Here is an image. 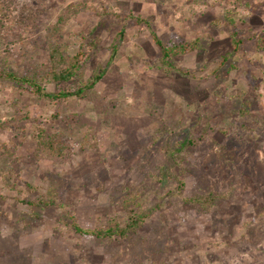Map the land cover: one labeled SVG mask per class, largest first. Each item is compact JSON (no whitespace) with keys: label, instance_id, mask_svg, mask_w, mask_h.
<instances>
[{"label":"rangeland","instance_id":"obj_1","mask_svg":"<svg viewBox=\"0 0 264 264\" xmlns=\"http://www.w3.org/2000/svg\"><path fill=\"white\" fill-rule=\"evenodd\" d=\"M0 9L13 28L0 36V264H264V0ZM59 18L51 39L79 64L68 83L49 71ZM154 38L197 47L163 59ZM7 72L46 93L100 79L56 103ZM39 127L60 134L65 159L37 154ZM139 203L153 211L122 240L78 235L66 219L124 227Z\"/></svg>","mask_w":264,"mask_h":264},{"label":"trees","instance_id":"obj_2","mask_svg":"<svg viewBox=\"0 0 264 264\" xmlns=\"http://www.w3.org/2000/svg\"><path fill=\"white\" fill-rule=\"evenodd\" d=\"M62 23H63V18H59L57 23L52 26L47 42L49 71L51 76L53 77L52 81L56 83L70 82L71 81L70 79L75 75V73L79 69V64L77 60L69 58L68 55L62 49H60L57 44L53 43V39H51L55 37L57 33L61 30V27L63 25ZM6 24H7V19H5V16L0 9V36L4 35L3 36L4 39L9 38L10 36L6 37V34L3 32L13 31V28L12 30H10ZM154 39H155V44L160 50L163 59H169L172 56L185 54L189 51L195 50L197 47V43H186L181 40H178L177 38L169 45H164L158 39L156 38ZM102 74L103 71H101L99 75ZM99 75L94 76L93 79L91 80H87L86 83L81 84L79 87H77L74 90L61 89L54 93L53 92L46 93L43 91L41 86L34 80L26 78L25 76L18 77L10 72L4 73V77L8 79V81L17 85L24 86L27 90H30L33 93L41 95L56 103H61L63 102V100L72 97H81L85 90H89L94 87L95 82H97L100 79ZM189 143L192 144V141H189ZM180 145L181 144H179V146ZM36 146H37L36 148L37 154L38 153L44 154L45 156L52 158L65 159L70 151V147L63 142L60 134L48 132L43 127H39L36 130ZM176 150H178V148L169 150V153L172 157H174L175 155L174 153ZM163 170L165 171V169ZM158 181L162 182L163 180L159 179ZM182 188H183V183L179 182L177 186L178 189L177 193H179V190H181ZM214 199L212 198V201H214ZM204 201L205 199H203L202 201L198 199L196 200V202L195 201L194 202L199 203L204 207L205 205ZM30 203L32 204V202ZM52 204H53L52 199H48L45 201L39 199L37 206L40 207L41 209H44ZM137 206H138L137 211L136 209L132 208V211L129 213L128 222L125 224L124 227H120L118 224H113L107 228L94 229V230L83 229L77 224L76 219L74 218L71 211L67 212L66 219L69 222L68 226L70 227V229L78 235L85 237H92L95 239L122 240L126 238L130 233L137 230L144 223V220L153 211V208H150L149 210L148 209L145 210L146 212H143V206H141L140 203ZM7 254L10 255L9 252H7Z\"/></svg>","mask_w":264,"mask_h":264}]
</instances>
